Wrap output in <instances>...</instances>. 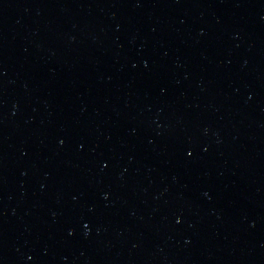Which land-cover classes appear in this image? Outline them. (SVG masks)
Listing matches in <instances>:
<instances>
[{
	"label": "water",
	"instance_id": "95a60500",
	"mask_svg": "<svg viewBox=\"0 0 264 264\" xmlns=\"http://www.w3.org/2000/svg\"><path fill=\"white\" fill-rule=\"evenodd\" d=\"M0 264H264V0H0Z\"/></svg>",
	"mask_w": 264,
	"mask_h": 264
}]
</instances>
